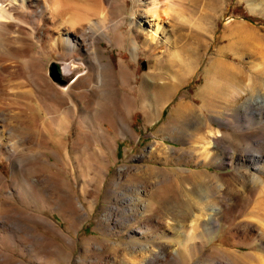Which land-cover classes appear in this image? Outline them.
Instances as JSON below:
<instances>
[{"label": "rangeland", "instance_id": "obj_1", "mask_svg": "<svg viewBox=\"0 0 264 264\" xmlns=\"http://www.w3.org/2000/svg\"><path fill=\"white\" fill-rule=\"evenodd\" d=\"M221 3L219 11L217 10V15L214 17L211 36H208L203 44L197 66L159 111V116L150 122L146 120V115L140 110L123 116L133 130V136L127 133H119L114 136L112 126L109 125H107L109 130L105 134L97 128L91 131L87 126L83 125V127L77 123L79 116L69 117L70 124L68 123L65 131L49 133L40 129V125L37 124L39 117L32 115L35 114V111L25 107L19 119L29 127L32 136L39 134L42 143L38 149L40 148L42 154L39 159L26 160L21 169L15 165L17 172L14 171L13 174H11L9 160L0 154V173L6 177L7 184V186L3 185L2 189H11L15 186L17 188L19 185V188L22 187L21 190L28 189L30 193L34 194L43 193V196L55 199L56 204L61 203L59 205H62V198L61 200L56 199V192L64 197L65 193H72L74 197L76 196L77 201L82 203L83 210L87 213L80 214L73 221L71 219L64 221L55 211L43 207L35 198L33 201L28 196L24 205L19 203L16 197H12L9 201L14 202L19 208L33 212L39 210L43 214H48L58 222L63 233L74 235V241L69 243L66 238L53 234L49 228L38 223L35 232L44 233L47 239L41 245L36 244V249L40 251L44 250L43 248L58 247L61 255L57 257L47 252L45 256H42L37 253L36 255H40L39 258L42 259L37 262L32 253L19 250L17 243L9 235H1L0 245L9 251V259L22 260L25 264L40 262L41 264H104L107 261L110 263L111 257L115 254L120 255L121 251H129L130 248L124 249V246L129 243L154 245L161 240L168 241L166 242L168 246L171 244V246L177 247L176 259L172 260L170 264H211L216 260H222L223 264H232L236 261V256L234 257L233 254L236 251L243 256L258 254L264 257V232L261 229L264 225V205L258 202L259 199H264V183L261 186L262 193L258 187L250 191V182L249 185H243L244 179H246L244 176L253 172L247 157L256 153L254 152L255 144L259 142L249 146V139H242L241 129V124H248L249 128H256L264 133V104L257 106L258 110H255V113H251L247 107L242 109L239 111L240 120L230 119L228 116L230 111L227 110V105L230 107L236 96H251V93L254 95L257 92L264 95V88L261 89L262 93L260 90L258 91V84L253 86L252 83L254 89L251 91L238 90L232 84V79L226 83L224 78L218 75L219 73L215 74V72L209 71L212 61L220 57V54H225L226 62L236 65L237 68L240 67L238 69H241L246 77L249 75L264 80V0L256 1V5L249 4L247 0H222ZM114 5L119 6L118 13H128L130 0L124 2L114 0ZM33 42L31 51H38L39 44ZM99 46L107 49L105 53L114 66L118 67L120 60L131 66L133 85L148 70L149 61L141 47L135 48L136 58H131L127 49L115 48L103 39H100ZM102 59L106 60L104 57ZM15 60L17 61L19 58L14 57L10 61L4 62L11 64V70L9 69L11 73L0 72V89L7 93L12 92L11 87L17 80L23 79L21 68L17 67L18 62ZM43 64L46 75L62 92L69 89L68 86L77 76L87 71L84 63L73 58L61 61L49 56L44 58ZM52 66L57 71L59 79L53 77ZM68 66L76 67L72 68L73 72L66 73L64 67ZM237 90L241 92L238 93ZM125 91L129 92L130 90L120 87L121 94ZM33 96V100L37 98L35 95ZM0 97L6 98L3 104L5 107L14 106V104L6 103L9 101L8 99L22 102L27 100L24 95L19 98L9 94L0 95ZM203 103L206 106L210 105L206 107L202 116L205 128L211 130L209 137L211 139L219 138L216 144L210 142L205 145L207 147L205 150L204 147H201L202 141L199 139L205 133L201 132L202 129L198 131L190 126V117L179 112V107L182 104L200 107V105H204ZM54 114L52 113V116ZM43 116L45 120L49 121L48 114L44 113ZM54 116L62 118V115ZM88 116V119H94V116ZM35 120H37L36 123ZM37 127L38 129H36ZM21 144H17V146L30 152L36 150L31 140L26 139ZM159 144L168 148L167 153L159 154ZM172 149L180 152L179 159H177V155L170 152ZM63 150L66 151L65 155L62 153ZM250 151H253L252 154ZM100 152H103L104 157ZM88 161L93 166L103 165L102 174L96 173L94 168L89 169V165H86L88 163L85 164ZM84 165L87 167L85 168ZM149 170H152L153 173L147 182L138 178L129 179L134 174L144 177ZM195 173L197 177L192 178ZM256 173L260 174L264 180V171ZM12 177L14 178L11 179ZM36 181L39 183L37 184ZM61 181L66 184L62 185ZM241 182L242 185H240ZM31 183L33 186H30ZM134 185L142 191L144 199L148 198L152 203L163 200L165 195L179 198L182 194L192 191L193 201L198 200L199 196L204 194V197L201 198L203 203H200V206L205 210L212 205L218 207L213 212L209 211L210 217L201 218L193 226L187 224V221L178 226L173 222H168V224L164 220H158L153 216L157 212L155 207L148 219L140 218L137 221L125 223L124 217L116 213L107 224L100 223L99 220L102 214L107 213L108 207L115 205L116 208L122 209L123 193L128 186L133 187ZM92 199L93 201H91ZM89 204L90 209H87ZM63 206V208L61 207L62 214L67 218L69 214H66L65 210H68L70 205ZM208 219L213 220L214 224L206 231L205 235H202L203 225L209 221ZM0 221L7 222V219L0 216ZM226 227L227 230L223 231ZM141 228L145 231L143 236L137 232ZM85 240L89 242L87 246L84 243ZM96 242H101L104 245L115 243L117 247L114 250L100 253L94 250ZM136 246L131 248L132 256L126 253L129 257L135 256L134 259L140 258L139 255L143 252L138 250V245ZM154 248H152L153 252L157 249ZM144 253L147 256L148 251ZM226 261L227 263H225ZM239 262V264L248 263L241 260Z\"/></svg>", "mask_w": 264, "mask_h": 264}, {"label": "bare ground", "instance_id": "obj_2", "mask_svg": "<svg viewBox=\"0 0 264 264\" xmlns=\"http://www.w3.org/2000/svg\"><path fill=\"white\" fill-rule=\"evenodd\" d=\"M221 1L130 0L129 12L118 13L117 8L119 6L114 5V0H0V72L7 71L11 73V64L5 63L16 57L19 58V60L15 61L18 62L17 67L21 68V77L24 79H19L14 83L11 87L12 92L7 93V91L0 89V95L9 94L10 96L13 95V97L16 96L15 98L24 95L27 98L23 102L16 99H8L9 103H6L9 105L14 104V106L8 105L9 107H5L3 104L6 98L0 97V154L9 160L11 174L14 171L17 172L15 165L21 169L26 160L39 159L42 154L39 150L40 148L38 149L42 143L38 136L39 134L32 136L29 127L23 120L19 119L25 107L35 111V114L33 113L32 115L39 117L37 124L40 125V129L49 133L60 130L63 132L70 124L69 117L72 118L74 116H79L77 123L87 126L91 131L97 128V130L105 134L109 130L107 125L112 126L114 136L119 133L133 134V130L123 116L136 110L143 112L148 122L153 121L159 116V111L172 98L178 86L197 66L203 44L206 38L211 36V29L217 10L224 3H221ZM247 1L251 5H256L258 3L256 1L259 0ZM100 39L107 41L109 45L115 48L127 49L131 58H136L135 48L141 47L144 50V54L149 61L148 70L135 85L131 82L133 77L131 66L124 64L121 60L118 67L114 66L105 53L107 49L99 46ZM33 41L39 44L40 49L38 51H31ZM49 56L61 61L69 58L78 59V61L84 63L87 71L77 76L68 86L69 89L62 92L57 89L54 82L44 72V58ZM103 57L106 60H103ZM16 62L13 63L16 64ZM238 68L236 65L226 62L225 54H220V57L212 61L209 71H213L215 74L219 73L218 75L222 76L225 82L232 79V84L238 90L251 91L254 89L252 88L253 83V86L258 84V91L260 90L263 93L261 89L264 88V80L256 79L249 75L246 77L244 72ZM12 70L14 69L12 68ZM260 85L263 86L259 87ZM120 87L130 91H125L121 94L119 92ZM32 94L37 98L33 100L34 96ZM203 104L205 106L200 105V107L192 104H182L179 107V112L184 116L190 117V126H193L198 131L202 129L201 132L205 133L204 136L199 138L202 141L201 147H204L205 150L207 148L205 145L210 142L216 144L219 138L211 139L209 137L211 130L205 128L202 116L206 107L210 105L206 106L205 103ZM262 104H264V95L261 93L257 92L254 95L251 93V96L238 95L230 104V107L227 105V110L230 111L228 116L230 119L240 120L239 111L247 107L252 113L258 110L257 106ZM44 113L48 114L49 121L44 119ZM52 113H55L54 115L58 114V116L62 115V118H56L53 115L55 120ZM88 115L90 117L91 115L94 116V119H88ZM30 128L32 129L33 126ZM241 129L243 132L242 139H249V146L259 142L255 144L254 152L256 153L247 157L253 172L250 175L245 174L246 176L244 177L246 179L243 178L245 180L243 185H249L250 182V191L258 187L260 193H262L261 186L264 180L256 172L264 171V153H262L264 152V133L256 130V128H249L248 124H241ZM26 139L31 140L32 145L34 144V149L36 148L34 152L17 146V144L22 145L23 143L21 144V142ZM44 141L46 142L47 140ZM158 151L162 155L167 153L168 148L159 144ZM65 152H62L63 155H65ZM170 152L177 155V159L180 158L179 151L172 149ZM100 154L104 157L103 152H100ZM85 164L89 165V169L94 168L96 173L100 172L102 174L103 165L93 166L89 161L85 162ZM152 173L153 171L149 170L144 177L134 174L129 179L135 180L138 178L147 182ZM195 177H197L196 173L192 175V178ZM108 179L110 180V178ZM39 181L41 182V180ZM39 181H36L37 184ZM115 182L117 183L118 181ZM201 182L203 183V181ZM64 183L62 182V185ZM37 184L35 185L37 186ZM3 185L7 186L6 177L0 173V216L7 219V222L0 221V236L9 235L17 243L19 250H26L32 253L37 262L42 260L39 258L40 255L45 256L47 252L57 257L61 255L58 247L43 248L44 250L40 251L36 249V244L41 245L47 239L44 233L35 232L37 224H43L53 234L66 238L69 243H73L74 235L63 233V229L58 222L54 221L48 214H43L39 210H34L33 212L19 208L14 202L9 200L12 197H16L19 203L24 204L27 202L28 196L32 200L35 198L43 207H47L50 211H55L64 221L68 219L73 221L80 214L87 213L83 210L82 203L77 201L76 196L74 197L72 193H65L64 197L56 192V199L61 200L62 198V205H59L61 203L56 204L55 199L52 200L48 196L47 198L45 195L43 196V193H30L27 188L25 191L24 189L21 190L20 188L22 187L20 186L19 188L18 184H16L18 185L17 188L15 186L4 190L2 189ZM240 185H242V182ZM30 186H33V184L31 183ZM191 194L192 191L188 192V194H182L179 198L165 195L163 200L152 203L150 199H144V194L137 189L136 185L133 187L128 186L121 200V203H123L122 209L116 208L115 205L108 207L107 213L102 214L99 221L102 224H107L116 213L124 217L125 223L137 221L140 218L148 219L155 207L157 212L152 214L156 219L164 220L167 223L173 222L178 226L187 221V224L189 223L190 226H193L201 218L210 217L209 211L213 212L218 206L212 205L205 210L204 207L200 206V203H203L201 198L204 197V194L195 201L192 200ZM258 202L264 205V199H259ZM66 204L70 205V208L65 210L66 214H69L67 218L62 214L63 210L61 209ZM155 204L156 206H154ZM89 207L90 204L87 209H90ZM213 224L214 221L211 219L205 223L202 235H205ZM261 229L264 232V225ZM225 230H227V227L223 229V231ZM137 232L142 236L145 234L142 228ZM166 242L168 241L161 240L156 242L154 244L155 248H157L155 252L152 250L154 245L129 243L124 246V249L130 248L129 251H121L120 255L115 254L111 257L110 263L107 261L104 264H170L172 260L176 259L177 247L171 246V244L168 246ZM84 243L87 246L89 242L85 240ZM100 243H94V250L100 253L111 249L114 250L117 247L115 243L111 245ZM134 245H138V250L143 251L138 259H134L135 256L133 258L129 257L130 254L132 256L133 250L131 248ZM145 251H148L146 253L147 256L144 253ZM37 253H40V255L37 256ZM151 253L153 255L150 256L149 254ZM8 254L9 251L0 245V264H25L22 260L9 259ZM233 254L237 259L235 258L236 261L234 260L235 263L232 264H239L240 260L247 261V264H264V257L258 254L243 256L237 251ZM223 263L222 260H216V262L214 261L211 264ZM37 264H41V262Z\"/></svg>", "mask_w": 264, "mask_h": 264}, {"label": "water", "instance_id": "obj_3", "mask_svg": "<svg viewBox=\"0 0 264 264\" xmlns=\"http://www.w3.org/2000/svg\"><path fill=\"white\" fill-rule=\"evenodd\" d=\"M51 69H52V72H51V73H52L53 77L57 79V78H58L57 71L55 70V68H54L53 66L51 67ZM58 79H59V78H58ZM62 80H63V79H62ZM62 80H61V81H62Z\"/></svg>", "mask_w": 264, "mask_h": 264}, {"label": "trees", "instance_id": "obj_4", "mask_svg": "<svg viewBox=\"0 0 264 264\" xmlns=\"http://www.w3.org/2000/svg\"><path fill=\"white\" fill-rule=\"evenodd\" d=\"M73 67H76V66H68V67H64V69L66 70V73H70L74 71V69H72Z\"/></svg>", "mask_w": 264, "mask_h": 264}]
</instances>
